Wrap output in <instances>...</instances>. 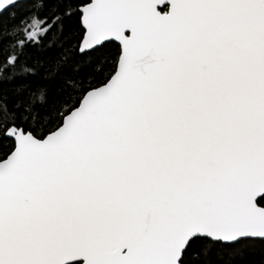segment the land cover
Segmentation results:
<instances>
[{"label": "snow or ice", "instance_id": "obj_1", "mask_svg": "<svg viewBox=\"0 0 264 264\" xmlns=\"http://www.w3.org/2000/svg\"><path fill=\"white\" fill-rule=\"evenodd\" d=\"M0 264H264V0H0Z\"/></svg>", "mask_w": 264, "mask_h": 264}]
</instances>
